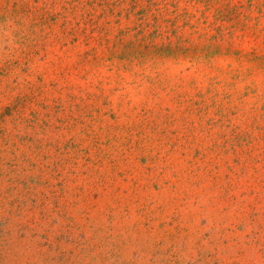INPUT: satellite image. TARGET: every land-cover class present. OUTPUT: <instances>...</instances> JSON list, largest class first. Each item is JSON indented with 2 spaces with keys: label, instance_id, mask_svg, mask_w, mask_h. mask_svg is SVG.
<instances>
[{
  "label": "rangeland",
  "instance_id": "rangeland-1",
  "mask_svg": "<svg viewBox=\"0 0 264 264\" xmlns=\"http://www.w3.org/2000/svg\"><path fill=\"white\" fill-rule=\"evenodd\" d=\"M156 1L0 0V264H264V0Z\"/></svg>",
  "mask_w": 264,
  "mask_h": 264
},
{
  "label": "trees",
  "instance_id": "trees-1",
  "mask_svg": "<svg viewBox=\"0 0 264 264\" xmlns=\"http://www.w3.org/2000/svg\"><path fill=\"white\" fill-rule=\"evenodd\" d=\"M140 1H142V0H135V4H137L138 2H140ZM193 1V0H192ZM195 1H197V2H201V1H204L205 3H208V6H209V8H213L214 7V4H216L217 6H216V13H217V15H219V13H221V14H228V15H230V17H227V20H231L232 19V16H231V14L233 13H235L234 11H233V9H231V10H229L230 9V5L228 4V5H224L223 4V6H221V2H215V1H217V0H195ZM220 1V0H219ZM222 1V0H221ZM224 1V0H223ZM155 6H158V3H157V1L156 0H146V4H145V6L143 7L144 9V11H143V13H145V15L146 16H149V15H151V12H152V8L153 7H155ZM222 7H223V9H222ZM151 16H155V17H157V15L155 14V15H151ZM233 16H235L236 17V15H233ZM94 17V18H93ZM185 17L187 18L188 17V15H186L185 14ZM43 18H45V19H43V20H41V23H40V25H44V26H46L47 24H46V21H47V19H49L51 22H53V23H55V22H58V20L60 21V17H59V15H53V14H50L49 12H47L46 14H45V16L43 17ZM87 18L89 19V21H91V22H94V20H95V15L93 14V15H88L87 16ZM149 18V17H148ZM218 18V17H217ZM141 19H143V21H142V23H144L145 24V19H144V17H142ZM151 20V19H150ZM152 20H154V24H153V26L154 27H156V28H160L159 26H158V18H154V19H152ZM152 20H151V22H152ZM178 14L175 16V17H172L170 20H168V21H170L172 24L174 23V24H176L178 21ZM217 21V20H216ZM66 24H67V20H65V23H64V25L66 26ZM171 24V25H172ZM76 34V33H75Z\"/></svg>",
  "mask_w": 264,
  "mask_h": 264
}]
</instances>
